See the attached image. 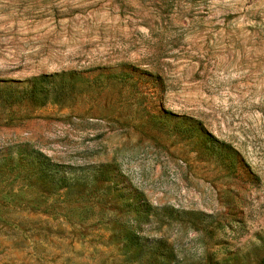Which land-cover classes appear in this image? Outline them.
I'll use <instances>...</instances> for the list:
<instances>
[{
  "label": "rangeland",
  "instance_id": "374dc122",
  "mask_svg": "<svg viewBox=\"0 0 264 264\" xmlns=\"http://www.w3.org/2000/svg\"><path fill=\"white\" fill-rule=\"evenodd\" d=\"M0 264H264V0H0Z\"/></svg>",
  "mask_w": 264,
  "mask_h": 264
}]
</instances>
